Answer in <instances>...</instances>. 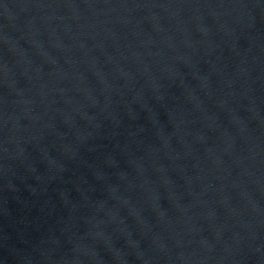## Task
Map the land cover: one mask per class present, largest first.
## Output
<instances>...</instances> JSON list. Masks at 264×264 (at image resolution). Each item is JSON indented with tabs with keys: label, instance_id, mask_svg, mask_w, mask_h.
Masks as SVG:
<instances>
[{
	"label": "water",
	"instance_id": "95a60500",
	"mask_svg": "<svg viewBox=\"0 0 264 264\" xmlns=\"http://www.w3.org/2000/svg\"><path fill=\"white\" fill-rule=\"evenodd\" d=\"M0 264H264V0H0Z\"/></svg>",
	"mask_w": 264,
	"mask_h": 264
}]
</instances>
